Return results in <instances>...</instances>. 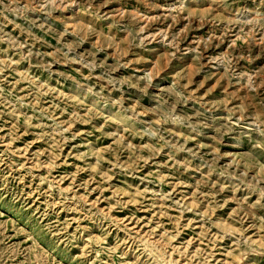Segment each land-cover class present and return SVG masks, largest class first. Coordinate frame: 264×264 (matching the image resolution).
Wrapping results in <instances>:
<instances>
[{
    "label": "rangeland",
    "instance_id": "rangeland-1",
    "mask_svg": "<svg viewBox=\"0 0 264 264\" xmlns=\"http://www.w3.org/2000/svg\"><path fill=\"white\" fill-rule=\"evenodd\" d=\"M0 264H264V0H0Z\"/></svg>",
    "mask_w": 264,
    "mask_h": 264
}]
</instances>
